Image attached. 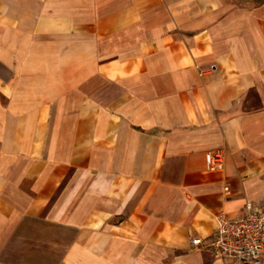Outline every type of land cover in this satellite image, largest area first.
Wrapping results in <instances>:
<instances>
[{
  "label": "crops",
  "instance_id": "1",
  "mask_svg": "<svg viewBox=\"0 0 264 264\" xmlns=\"http://www.w3.org/2000/svg\"><path fill=\"white\" fill-rule=\"evenodd\" d=\"M248 201L264 0H0V264H227Z\"/></svg>",
  "mask_w": 264,
  "mask_h": 264
},
{
  "label": "built area",
  "instance_id": "2",
  "mask_svg": "<svg viewBox=\"0 0 264 264\" xmlns=\"http://www.w3.org/2000/svg\"><path fill=\"white\" fill-rule=\"evenodd\" d=\"M222 158L220 151L210 155L216 167H220ZM215 228L208 241L200 236L192 237L191 244L207 246L227 264H259L264 260V203L248 201L246 212L233 217L219 214Z\"/></svg>",
  "mask_w": 264,
  "mask_h": 264
}]
</instances>
